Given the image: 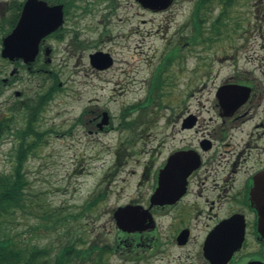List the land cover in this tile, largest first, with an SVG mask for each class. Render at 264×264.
I'll return each mask as SVG.
<instances>
[{
  "label": "rangeland",
  "instance_id": "374dc122",
  "mask_svg": "<svg viewBox=\"0 0 264 264\" xmlns=\"http://www.w3.org/2000/svg\"><path fill=\"white\" fill-rule=\"evenodd\" d=\"M195 2L175 0L166 10L152 11L135 0L113 5L99 0L89 13L68 16L62 41L49 43L60 86L41 114L39 130L52 131L23 164L27 187L12 224L22 241L50 246L52 254L72 243L106 247L101 264H133L113 254L117 228L112 214L146 199L163 159L181 147L182 139L196 144L202 137L200 132H179L177 118L190 111L200 113L203 122L214 121L217 87L246 77L261 85L260 99L251 109L259 113L264 107V0H235L227 8L211 5L202 34L192 40ZM96 52L108 54L112 66L93 69L88 55ZM13 67L4 61V79H10ZM155 74L160 75L159 88L154 87ZM18 75L4 88L7 116L9 106L25 98L14 96L27 89L25 73ZM42 79L36 78L33 87ZM103 113L107 123L101 125ZM14 126H25L22 113ZM13 144L10 136L0 142V171L5 173L11 168ZM168 227L170 218L157 220L155 231ZM157 262L148 257L139 264Z\"/></svg>",
  "mask_w": 264,
  "mask_h": 264
},
{
  "label": "flooded vegetation",
  "instance_id": "af4514ba",
  "mask_svg": "<svg viewBox=\"0 0 264 264\" xmlns=\"http://www.w3.org/2000/svg\"><path fill=\"white\" fill-rule=\"evenodd\" d=\"M28 1L0 0V123L12 119L2 111L4 88L12 85L22 71L26 75L27 89L19 92L21 97L28 99L38 91L29 87L34 79L43 76L48 83L58 80L53 70L51 55L54 49L50 41H62L69 15L77 18L76 12L87 14L93 2L99 3V0H38L48 7L61 6L63 24L40 41L35 59L25 64L21 59H4L2 53L4 38L16 27ZM105 1L113 5L115 0ZM4 61L14 65L10 79H4ZM248 78L236 84L227 80L217 87L213 101L214 121L203 122L200 113L190 111L177 118L179 132H200L202 137L196 144L195 140L182 139L181 147L163 159L146 199L135 200L134 206L148 210L149 221L141 226H129V229H136L131 232L122 231L115 224L117 239L113 254L119 259L133 264L148 257L158 261L156 264H219L221 261H225L224 264H264V237L259 232V216L251 200L257 176L264 172V107L259 113L251 109L252 103L260 99L261 92L257 90L261 85L255 78ZM227 86H237L236 91L221 94V88ZM57 91L47 89L44 92L47 103ZM23 103L24 100L19 101L18 105L22 107ZM259 105L256 103L255 107ZM241 109L245 111L236 116ZM211 124L214 127L209 129ZM7 127L4 124V129ZM160 171H163L162 193L167 198L161 204H151ZM142 175V179L146 177L145 173ZM170 197L175 199L170 200ZM165 218H170V227L161 229L158 234L156 221ZM223 222H228L226 227L212 234Z\"/></svg>",
  "mask_w": 264,
  "mask_h": 264
},
{
  "label": "trees",
  "instance_id": "16d2710c",
  "mask_svg": "<svg viewBox=\"0 0 264 264\" xmlns=\"http://www.w3.org/2000/svg\"><path fill=\"white\" fill-rule=\"evenodd\" d=\"M234 1L196 0L191 15L192 34L190 38L194 40L197 35L202 34L201 26L206 20L204 14L209 11L211 5L227 8ZM219 19L220 17L214 24L219 23ZM154 81V87L159 88L161 84L159 74L154 75ZM44 84L45 82L41 81L40 85L44 86ZM54 84L56 87V83ZM43 94L42 90L37 91L33 96L24 100L22 107L18 105L12 107L13 122L4 123L3 120L0 124V142L9 135L13 142L15 141L10 153L12 159L10 171L8 173L0 171V264H73L76 260L81 263L101 264L102 255L107 250L106 247L101 249L93 246L79 248L72 243L52 254L53 249L50 246L41 248L22 241L12 227L16 210L23 207L27 187L23 164L43 143L47 132H51V130L45 132L39 130V119L47 105ZM125 112L126 110L122 113V118L125 117ZM20 113L24 115L25 126L16 128L14 126L15 116ZM4 124L8 125L5 132ZM94 203L95 200L90 202V204Z\"/></svg>",
  "mask_w": 264,
  "mask_h": 264
},
{
  "label": "water",
  "instance_id": "95a60500",
  "mask_svg": "<svg viewBox=\"0 0 264 264\" xmlns=\"http://www.w3.org/2000/svg\"><path fill=\"white\" fill-rule=\"evenodd\" d=\"M143 8H147L153 11L163 10L168 8L174 0H136ZM32 14V17L28 15ZM34 15V16H33ZM63 23V13L61 6L48 7L44 2L38 0H29L24 5L22 17L18 21L13 31L4 38L3 57L10 61L16 59H22L24 63L32 62L38 52V46L40 41L55 31ZM48 55V51H47ZM90 64L96 69H105L110 66L111 59L107 54L96 52L89 56ZM237 86H227L221 88V94H231L232 91H236ZM234 99V98H233ZM231 99V102L234 100ZM236 100V99H235ZM223 102V100H221ZM107 123V115L103 113L102 124ZM99 125V126H101ZM176 155L171 158V164L173 163ZM198 163H196L197 165ZM194 166V165H192ZM162 174L159 173L158 188L151 197V204H161L166 200L162 193ZM255 185L252 190V204L255 205V209L258 213L259 232L264 237V172L257 176ZM177 198V197H176ZM175 198H171L173 200ZM146 210H142L140 207L117 208L113 213V218L117 227L126 232H131L129 226H141L145 224L146 220L149 221ZM228 222L220 224L212 234L221 232ZM149 224V223H148ZM147 226V224L145 225ZM138 228V227H136ZM146 228V227H145ZM225 261H221L219 264H224Z\"/></svg>",
  "mask_w": 264,
  "mask_h": 264
}]
</instances>
